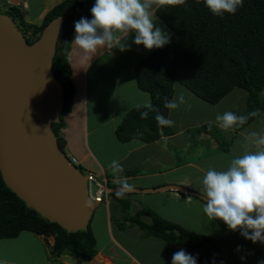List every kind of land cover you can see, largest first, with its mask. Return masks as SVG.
<instances>
[{
  "label": "crops",
  "instance_id": "1",
  "mask_svg": "<svg viewBox=\"0 0 264 264\" xmlns=\"http://www.w3.org/2000/svg\"><path fill=\"white\" fill-rule=\"evenodd\" d=\"M4 1L23 16L26 22L23 28L27 29V24L36 27L42 25L47 13L63 0ZM94 3L95 0L87 5L90 14ZM157 9L156 17L163 20L157 14ZM20 17L17 16L19 22L22 18ZM166 25L157 19L156 26L171 36L172 30L169 33ZM133 39L134 33H130L127 43L131 45V50L123 52L114 48L111 51L100 49L96 53H86L73 42L69 52L76 91L72 110L65 116L66 126L60 129V133L66 139L64 147L66 153L68 155L73 153L72 157L77 158V164L83 165L85 173L94 177L98 187L93 197H97L99 193L102 195L101 204L90 221L96 240L95 256L87 260L73 256L69 252L56 253L53 250L54 235L22 230L15 237L0 238V264H155L158 260L157 253L147 256L149 252L146 251L150 249L147 245L153 241L157 244L162 241L171 248L190 250L189 246L173 245L164 238L147 235L146 230L137 222H132L130 218L140 215V220L150 225L155 216L162 217L154 216L152 213L159 205L168 204L169 200L173 202L183 200L189 203L193 197L202 194L200 182L189 176L185 177L183 173L178 174L187 167L205 174V167L198 164L200 159L194 157V160L180 163L178 159L182 156L176 155L194 145L195 131L202 128L205 132H208V129L212 131L210 126L206 128L205 125L213 123L217 125L216 116L221 112L219 106L230 96L235 101L244 102L240 108L241 112L244 111L248 93L244 89L235 88L219 102L210 103L187 86L176 82L172 100H178L182 94L185 103L174 110L170 109L168 119L174 121L173 126L162 128L161 137L151 142L139 138L122 141L117 135V130L126 115L138 105L142 106L146 100L152 103L151 94L138 85L135 67L156 49L146 50L143 45L137 46L132 43ZM232 107L233 104L223 110L233 112L235 108ZM245 129L246 127L236 131L233 125L228 130L229 136L233 131L244 135ZM230 152L231 150H228L227 154ZM191 153L194 156L199 155L196 151ZM113 160L122 165L123 171L117 172L108 167ZM124 179L135 188L119 198L116 195L120 187L118 181ZM147 189L156 191L148 192ZM97 232L106 233L103 244L100 243ZM114 233H118L119 236H115ZM140 236H145L146 240H140ZM132 245L138 247L140 251H133ZM200 248L195 247L191 252L196 256L197 254L207 258L213 256L212 253L205 252L203 247ZM150 250L152 252V249ZM223 259L227 264L224 256ZM214 261L218 264L215 257L210 264Z\"/></svg>",
  "mask_w": 264,
  "mask_h": 264
},
{
  "label": "trees",
  "instance_id": "2",
  "mask_svg": "<svg viewBox=\"0 0 264 264\" xmlns=\"http://www.w3.org/2000/svg\"><path fill=\"white\" fill-rule=\"evenodd\" d=\"M93 1L63 0L47 13L42 25H31L37 40L52 19L64 18L53 59V72L62 83L66 98L61 121L53 123L63 149L66 139L60 129L65 126L63 116L72 110L76 91L69 61L75 36L74 22L81 17L92 19L87 5ZM157 14L172 30L170 42L135 67L139 87L151 94L152 109L143 106L132 109L118 127L120 140L139 138L151 142L161 137V129L167 127L158 125L155 117L160 114L168 119L170 109L164 107L165 98L172 100L176 82L210 103L219 102L235 88L246 90L245 110L233 112L247 115L248 119L244 124H236V131L264 118V0H242V6L235 14L224 13L222 16L213 15L204 0H185L182 5L160 6ZM17 16L22 17L20 23L25 25L23 16L11 9L13 20ZM142 112H147L146 118H141ZM207 126L212 127V124ZM130 220L140 224L147 235L164 238L173 245L204 247L209 240L162 217L155 216L150 225L142 222L140 215ZM22 230L54 235L53 250L59 254L69 252L91 260L97 252L90 224L85 230L67 232L28 208L24 200L6 187L0 171V238L15 237ZM213 255L218 264H225L220 250Z\"/></svg>",
  "mask_w": 264,
  "mask_h": 264
},
{
  "label": "water",
  "instance_id": "3",
  "mask_svg": "<svg viewBox=\"0 0 264 264\" xmlns=\"http://www.w3.org/2000/svg\"><path fill=\"white\" fill-rule=\"evenodd\" d=\"M63 21L52 19L30 43L0 12V171L28 208L74 233L88 228L102 195L92 197L94 177L72 161L53 129L66 100L53 72Z\"/></svg>",
  "mask_w": 264,
  "mask_h": 264
},
{
  "label": "clouds",
  "instance_id": "4",
  "mask_svg": "<svg viewBox=\"0 0 264 264\" xmlns=\"http://www.w3.org/2000/svg\"><path fill=\"white\" fill-rule=\"evenodd\" d=\"M184 3L185 0H95L91 8L92 19L81 17L74 22L73 43L86 53H96L100 49L111 51L114 48L123 52L131 50L127 41L130 33H134L132 43L135 45H143L149 51L162 48L170 42V35L156 26L155 9ZM204 4L213 15L222 16L224 13L235 14L242 6V0H204ZM183 103L185 100L181 94L178 100L165 98L164 107L174 110ZM142 106L152 109L150 100H146ZM146 117L147 112H142L141 118ZM155 119L161 127L174 124V121L160 114ZM247 119V115L226 111L216 116V123L227 132L233 125L246 123ZM252 135L259 137L256 142L258 150H246L243 155L231 159L226 170L209 168L202 178L200 192L205 201L203 212L210 220L219 219L230 231L239 230L252 243L259 241L264 244V135ZM108 167L117 172L123 171L116 160L111 161ZM118 183L120 187L116 195L119 198L135 188L127 179ZM240 247H237V251ZM172 264H197V257L180 250L173 253ZM257 264H264V260Z\"/></svg>",
  "mask_w": 264,
  "mask_h": 264
},
{
  "label": "rangeland",
  "instance_id": "5",
  "mask_svg": "<svg viewBox=\"0 0 264 264\" xmlns=\"http://www.w3.org/2000/svg\"><path fill=\"white\" fill-rule=\"evenodd\" d=\"M8 4L9 3L6 1L0 0V12L11 16V8ZM12 17H14V15ZM157 19L161 24L165 23L160 18ZM14 22L27 38L28 42L35 40L37 34L33 33V27H31L30 24L27 26V29H29L27 32V29H24L22 23L18 21V18L17 20L14 19ZM166 27L167 31L170 33L171 29L167 25ZM230 97L224 100L223 104L219 106L221 115L226 112V106H231L232 104V108H235V110H238L239 112L242 110L240 108L244 102L242 100L235 101V99ZM223 108H225V110H223ZM66 114L63 116L64 122L66 121ZM210 129H212L211 132L214 136L211 135L212 133L209 131V129L208 132L203 131V128L194 132V145L189 150L180 151L176 155V157L182 156L178 159L180 163L186 160H194L195 157L197 160L200 159L198 160V164L202 167H205V171H207L209 168H214L217 171L226 170L230 165L231 159L243 155L246 150H258L256 142L259 137L252 134L260 133L261 135H264V118L257 119L256 121H253L251 124L247 125L243 132L244 135H240L239 133L233 131L232 135L229 136V131L226 132L221 128H218L215 123H213ZM213 141H215V144H213ZM228 150H231L230 154H227ZM192 151L199 152V155L194 156L193 153H191ZM68 153L71 152L68 151ZM71 154L72 155H69L70 158L73 156V153ZM77 165L80 167V169H82V171L86 172V169L83 165ZM181 173H183L185 177L189 176L191 179H196V182L198 183L202 182V178L205 175L203 172L195 171V169L191 167H187L178 172V174ZM97 187L98 185L96 182L91 180L90 194L92 197L95 195ZM167 202L168 204L159 205V207L154 208L152 212L153 215H160L167 218L169 221L176 223L178 222L183 228L191 231L192 233L207 237L209 240L204 243L205 245L203 247L205 252L213 254V252L217 253L220 250L221 254H224L223 256L225 257L227 264H257L258 261L264 260V244L260 243L259 241L254 244L250 240L245 239L240 234L239 230L235 232L230 231L223 221L219 219L210 220L206 216V214L203 212V205L205 201L202 198V194H198L197 197H193L189 203H186L183 200H179L178 202L169 200ZM105 234L106 233L104 232H97V236L99 237L101 244H103L105 241ZM114 234L115 236H119L118 233ZM140 240H146V237L140 236ZM238 246H241L239 251H237ZM164 247L167 248L164 249ZM189 247L190 250L175 247L171 248L162 241L160 243L158 242V244L153 241V243L147 245V248L152 249V252L150 249L146 251L149 252L147 256H149V254L153 255L157 253L156 257L158 256V260L155 264H172L173 253L177 251H190L189 254L196 256V254L191 252L194 251L193 248L195 247L192 245H189ZM131 248L133 251H140L139 248L134 245H132ZM197 248L201 249L200 247ZM197 251L198 250H196V252ZM213 256L211 257L212 259L214 258ZM196 257L197 264H210L212 261L211 258H207L204 255H197ZM241 257H244V259L242 260Z\"/></svg>",
  "mask_w": 264,
  "mask_h": 264
},
{
  "label": "built area",
  "instance_id": "6",
  "mask_svg": "<svg viewBox=\"0 0 264 264\" xmlns=\"http://www.w3.org/2000/svg\"><path fill=\"white\" fill-rule=\"evenodd\" d=\"M71 159L73 160L74 163H78L77 158L72 157Z\"/></svg>",
  "mask_w": 264,
  "mask_h": 264
}]
</instances>
